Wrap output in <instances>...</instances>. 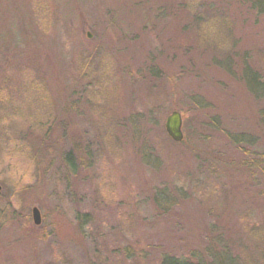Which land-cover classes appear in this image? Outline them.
<instances>
[{
	"label": "rangeland",
	"instance_id": "374dc122",
	"mask_svg": "<svg viewBox=\"0 0 264 264\" xmlns=\"http://www.w3.org/2000/svg\"><path fill=\"white\" fill-rule=\"evenodd\" d=\"M0 184V264H264V0H0Z\"/></svg>",
	"mask_w": 264,
	"mask_h": 264
},
{
	"label": "water",
	"instance_id": "95a60500",
	"mask_svg": "<svg viewBox=\"0 0 264 264\" xmlns=\"http://www.w3.org/2000/svg\"><path fill=\"white\" fill-rule=\"evenodd\" d=\"M90 36V34H89ZM182 115L179 111H173L166 120V130L171 138L175 141L183 140V131H182ZM1 192V185H0ZM33 220L36 225H40L42 222L41 212L37 207L33 208Z\"/></svg>",
	"mask_w": 264,
	"mask_h": 264
},
{
	"label": "trees",
	"instance_id": "16d2710c",
	"mask_svg": "<svg viewBox=\"0 0 264 264\" xmlns=\"http://www.w3.org/2000/svg\"><path fill=\"white\" fill-rule=\"evenodd\" d=\"M4 111V110H3ZM32 127H34V125H31ZM31 127V128H32ZM30 129V128H29ZM50 131V129H49ZM114 133V132H113ZM12 202L11 201H8V203H6L4 206H0V209H2L3 211H6V210H9V212H11V208L9 207V205H11ZM260 251H262V255L264 256V249H260ZM170 260V261H169ZM163 264H166L165 262ZM167 264H197L196 262H191V261H188V260H185V261H179L175 258L173 259H168L167 260Z\"/></svg>",
	"mask_w": 264,
	"mask_h": 264
}]
</instances>
